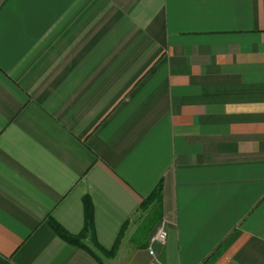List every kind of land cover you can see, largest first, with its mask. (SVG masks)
<instances>
[{
	"label": "crops",
	"instance_id": "1",
	"mask_svg": "<svg viewBox=\"0 0 264 264\" xmlns=\"http://www.w3.org/2000/svg\"><path fill=\"white\" fill-rule=\"evenodd\" d=\"M0 264H264V0H0Z\"/></svg>",
	"mask_w": 264,
	"mask_h": 264
},
{
	"label": "trees",
	"instance_id": "2",
	"mask_svg": "<svg viewBox=\"0 0 264 264\" xmlns=\"http://www.w3.org/2000/svg\"><path fill=\"white\" fill-rule=\"evenodd\" d=\"M161 192H162V185L161 183H159L154 188V190L146 198L142 200V202L139 205L140 213L148 212V217L146 220L147 223H153V221L156 222V220L159 217L161 201H162ZM83 206H84V213H85V225H84L83 231L87 234L93 235L92 205L88 198L84 200ZM50 226L52 230L56 233V235L60 237L62 240L72 245L82 247L90 251L86 247V245L82 242V234L70 235L54 222L50 223Z\"/></svg>",
	"mask_w": 264,
	"mask_h": 264
},
{
	"label": "built area",
	"instance_id": "3",
	"mask_svg": "<svg viewBox=\"0 0 264 264\" xmlns=\"http://www.w3.org/2000/svg\"><path fill=\"white\" fill-rule=\"evenodd\" d=\"M166 239H167V231L165 229L164 223L161 222L159 226L157 227L155 234L149 240L148 247H147L148 254L150 256H154L153 246L156 244L165 243Z\"/></svg>",
	"mask_w": 264,
	"mask_h": 264
},
{
	"label": "rangeland",
	"instance_id": "4",
	"mask_svg": "<svg viewBox=\"0 0 264 264\" xmlns=\"http://www.w3.org/2000/svg\"><path fill=\"white\" fill-rule=\"evenodd\" d=\"M159 226V223L156 225V227H158ZM157 229V228H156Z\"/></svg>",
	"mask_w": 264,
	"mask_h": 264
}]
</instances>
